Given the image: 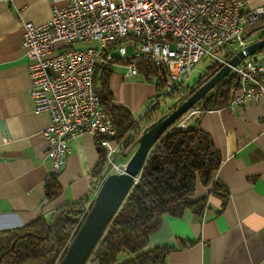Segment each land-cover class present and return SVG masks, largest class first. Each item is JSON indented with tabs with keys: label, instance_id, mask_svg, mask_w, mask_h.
Wrapping results in <instances>:
<instances>
[{
	"label": "crops",
	"instance_id": "obj_1",
	"mask_svg": "<svg viewBox=\"0 0 264 264\" xmlns=\"http://www.w3.org/2000/svg\"><path fill=\"white\" fill-rule=\"evenodd\" d=\"M244 1L247 9L264 7V0ZM50 10V0L0 1V232L49 218L57 208L86 197L99 158L93 134L70 138L65 166L57 174L61 194L47 201L43 185L52 174V161L43 131L50 117L33 111L20 20L42 23ZM253 57L264 62V51ZM111 70L112 104L129 110L137 121L150 108L154 81L140 74L125 78L122 63ZM186 124L211 137L221 157L215 177L225 186L227 199L222 208L223 200L209 195L210 186L197 185L192 199L207 195L202 214L164 215L148 235L149 246L170 249L164 264H264V98L205 110ZM131 135L120 140L117 162L125 163L134 151L135 141L123 148Z\"/></svg>",
	"mask_w": 264,
	"mask_h": 264
},
{
	"label": "built area",
	"instance_id": "obj_2",
	"mask_svg": "<svg viewBox=\"0 0 264 264\" xmlns=\"http://www.w3.org/2000/svg\"><path fill=\"white\" fill-rule=\"evenodd\" d=\"M50 2V17L45 22L20 20L29 95L33 111L50 117L43 136L52 174L63 170L70 138L84 132L96 137L103 150L104 167L100 176L92 180L95 192L107 175L122 172L125 165L116 161L120 140L94 90L95 66L122 63L127 79L138 74L137 66L144 60L164 69V89L152 97L151 107L174 89H186L184 81L201 58L225 64L227 59L221 52L231 57L255 41L246 32L264 19V7L247 9L244 0ZM83 42L96 44L77 46ZM231 76L236 77V85L230 87L226 106L232 108L245 100L264 98V62L248 56L232 67L228 77ZM204 111L195 105L175 127L186 128L187 120L199 119Z\"/></svg>",
	"mask_w": 264,
	"mask_h": 264
},
{
	"label": "trees",
	"instance_id": "obj_3",
	"mask_svg": "<svg viewBox=\"0 0 264 264\" xmlns=\"http://www.w3.org/2000/svg\"><path fill=\"white\" fill-rule=\"evenodd\" d=\"M263 25L264 19L253 25L246 35H254L256 39L263 38L264 34H256ZM262 51L264 48L258 53ZM221 53L226 59L230 58L227 52ZM218 65L217 61L212 60L206 71L212 75ZM137 71L147 81H154L155 95L162 92L167 73L164 69H158L152 61L144 60L137 66ZM111 72L110 65L98 63L93 73V86L101 108L112 121L116 139L121 140L128 132L132 134L131 139L124 140L125 149L169 107L161 108L158 102L134 121L129 110L112 104L113 96L109 85ZM204 77H200L198 85L204 82ZM197 83L195 81L189 88ZM232 85H236V77H227L196 105L204 110L223 107L229 101ZM182 94L187 95L188 90L174 89L162 99H175ZM97 146L99 147L98 143ZM220 158L211 137L199 127L187 125L186 128H177L173 125L169 128L150 149L136 182L108 223L86 263L164 264L170 249L150 247L148 235L160 227L164 215L179 217L187 211L202 214L207 195L192 199L197 185L204 188L210 186L209 195L221 198L222 208L224 207L227 190L215 177ZM103 167V150L99 147V158L92 172L95 180ZM95 188L94 186L83 199L57 208L55 211L64 208L73 210L58 213L52 226L49 221L53 214L49 218H37L21 228L0 232V264H58L84 219V212L74 209L89 207ZM61 191L57 174L48 175L43 185L47 201L55 200Z\"/></svg>",
	"mask_w": 264,
	"mask_h": 264
},
{
	"label": "water",
	"instance_id": "obj_4",
	"mask_svg": "<svg viewBox=\"0 0 264 264\" xmlns=\"http://www.w3.org/2000/svg\"><path fill=\"white\" fill-rule=\"evenodd\" d=\"M263 48L264 37L256 39L241 48L228 58L225 64H219L212 75L207 71L200 74L196 83L199 82L200 77L205 76L204 82L201 85L197 83L191 88L187 86V89H185L186 91L188 90L187 95L182 94L176 98L167 111L141 131L134 142L136 147L125 162L123 171L120 173H111L105 177L93 195L89 207L83 206L74 209L83 211L85 214L84 219L69 242L58 264L86 263L108 223L116 214L136 182L148 153L154 144L169 128L194 108L203 97L216 88L221 81L226 79L232 67L237 66L246 57L258 53ZM68 210L73 209L64 208L55 211L49 221V225L52 226L53 220L58 213Z\"/></svg>",
	"mask_w": 264,
	"mask_h": 264
},
{
	"label": "rangeland",
	"instance_id": "obj_5",
	"mask_svg": "<svg viewBox=\"0 0 264 264\" xmlns=\"http://www.w3.org/2000/svg\"><path fill=\"white\" fill-rule=\"evenodd\" d=\"M58 6L61 5V3L57 4ZM257 34L259 33H264V27L256 31ZM95 42H83L78 44L77 46L84 47V46H90V45H95ZM211 59L206 57V58H201L195 65L194 68L191 72V74L188 76V78L184 81V85L191 86L199 77L200 74L204 73L208 66L211 64ZM176 100L171 98V97H166L160 101V106L161 108H166L169 107L173 101Z\"/></svg>",
	"mask_w": 264,
	"mask_h": 264
}]
</instances>
